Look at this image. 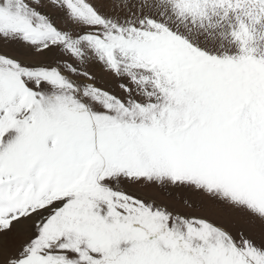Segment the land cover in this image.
<instances>
[{"label":"snow or ice","instance_id":"snow-or-ice-1","mask_svg":"<svg viewBox=\"0 0 264 264\" xmlns=\"http://www.w3.org/2000/svg\"><path fill=\"white\" fill-rule=\"evenodd\" d=\"M0 264H264V0H0Z\"/></svg>","mask_w":264,"mask_h":264},{"label":"rangeland","instance_id":"rangeland-1","mask_svg":"<svg viewBox=\"0 0 264 264\" xmlns=\"http://www.w3.org/2000/svg\"><path fill=\"white\" fill-rule=\"evenodd\" d=\"M165 202H167V201H165ZM173 206H174V207L176 208V210H178V211H184V209L181 207V205H180L179 202H176Z\"/></svg>","mask_w":264,"mask_h":264}]
</instances>
